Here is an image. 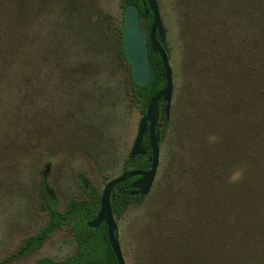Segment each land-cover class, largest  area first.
I'll use <instances>...</instances> for the list:
<instances>
[{
    "label": "trees",
    "instance_id": "trees-1",
    "mask_svg": "<svg viewBox=\"0 0 264 264\" xmlns=\"http://www.w3.org/2000/svg\"><path fill=\"white\" fill-rule=\"evenodd\" d=\"M35 1L0 0V172L10 160L12 167L18 165L17 144H30L29 152L37 154L31 121L40 126L52 110L65 109L74 123L87 121L92 110L107 112L118 80L126 88L127 106L144 117L166 86L161 59L151 50L150 84L142 87L133 80L123 52L124 18L117 24L102 11H87L80 0H53L40 7ZM130 5L139 9L149 40L153 15H145L147 0H122L124 11ZM182 17L188 19L179 32L181 85L170 121L159 103V128L164 140L172 126L175 143L186 149L197 203L192 210L187 200L188 209L183 201L153 202L142 218L148 227L128 243L129 261L264 264V0H191ZM212 134L219 143H208ZM145 137L147 154L126 158L124 173L150 170ZM173 146L170 159L182 160L184 153ZM237 166L244 168V179L227 183ZM135 180L113 191L114 216L145 200L131 197ZM85 190L89 199L72 200L58 211L59 199L42 170L38 196L47 224L0 264L36 253L65 228L73 233L77 252L64 261L36 264H118L106 225L88 226L100 211L101 194L89 181ZM115 236L121 246L119 227Z\"/></svg>",
    "mask_w": 264,
    "mask_h": 264
},
{
    "label": "rangeland",
    "instance_id": "rangeland-1",
    "mask_svg": "<svg viewBox=\"0 0 264 264\" xmlns=\"http://www.w3.org/2000/svg\"><path fill=\"white\" fill-rule=\"evenodd\" d=\"M51 1L53 0H36L34 4L40 7ZM157 1L167 33L164 45L169 51L166 52L173 69V106L181 85L179 32L188 19L185 20L182 16L185 5H190L191 0ZM80 2L87 11L92 13L102 11L117 24L124 18L122 0ZM113 86L116 88V95L111 99V107L107 112L92 110L85 118L87 121L74 123L65 114V109L52 110L50 115L45 114L46 119L40 126L31 121V129L40 146L36 155H33L32 151L29 152L30 144L20 143L19 146L16 143L18 151L15 160L18 165L12 167L10 160L5 164L8 169L0 172V261L15 253L26 239L37 234L47 224L46 213L38 196L42 170L47 173L53 195L59 199L58 211L65 209L72 200L89 199L90 196L85 190L88 181L102 195L104 187L124 173L125 159L131 152L143 117L137 109L127 106L126 88L121 89L118 80ZM171 118L172 108L168 121ZM173 139L174 130L171 126L167 137L160 140L162 145L159 168L150 193L144 196L145 200L141 203L133 202L124 214L114 216L121 233V246L126 264H131L128 243L136 233L148 227L144 225L142 218L152 208L153 202L162 204L168 199L173 203L183 201L185 208L188 209L187 200L192 210L195 207L194 202L197 203L194 199L198 194L193 188L195 183L191 176L187 175L188 169L192 166L185 162L186 149L179 143L176 144ZM172 146L173 151L184 153L182 160H176L175 156L170 159L168 153ZM178 215L175 212L168 214L173 218ZM76 252L77 244L73 233L65 228L57 231L36 253L12 264H36L42 259L60 262Z\"/></svg>",
    "mask_w": 264,
    "mask_h": 264
},
{
    "label": "water",
    "instance_id": "water-1",
    "mask_svg": "<svg viewBox=\"0 0 264 264\" xmlns=\"http://www.w3.org/2000/svg\"><path fill=\"white\" fill-rule=\"evenodd\" d=\"M148 8L145 15H153L151 34L149 40L145 37L141 26V13L135 5L127 6L124 11L123 27V52L125 58L131 64V76L133 80L142 87H147L151 82V60L150 50L161 59L165 74L166 86L154 97L147 109L146 115L141 119L137 136L132 146L129 159L143 157L147 154L143 143L148 134L151 149V168L149 171H129L110 181L101 195L100 211L96 218L88 226L97 229L102 224L108 229V236L111 248L117 258L118 264H126L119 240L115 236L118 229L117 222L112 212L111 198L113 191L119 185L131 179H136L131 185V197L147 196L155 182L160 163V140L161 131L159 128L160 111L159 103L165 104L164 112L166 119L171 116L172 100L174 95L173 69L169 56L163 48L166 42L167 33L163 25L157 0H147Z\"/></svg>",
    "mask_w": 264,
    "mask_h": 264
},
{
    "label": "clouds",
    "instance_id": "clouds-1",
    "mask_svg": "<svg viewBox=\"0 0 264 264\" xmlns=\"http://www.w3.org/2000/svg\"><path fill=\"white\" fill-rule=\"evenodd\" d=\"M207 139L209 144H217L220 142V138L215 134L210 135ZM244 171V168L240 166L234 168L227 177V183L234 185L242 181L244 179Z\"/></svg>",
    "mask_w": 264,
    "mask_h": 264
},
{
    "label": "flooded vegetation",
    "instance_id": "flooded-vegetation-1",
    "mask_svg": "<svg viewBox=\"0 0 264 264\" xmlns=\"http://www.w3.org/2000/svg\"><path fill=\"white\" fill-rule=\"evenodd\" d=\"M136 181V180H135Z\"/></svg>",
    "mask_w": 264,
    "mask_h": 264
}]
</instances>
